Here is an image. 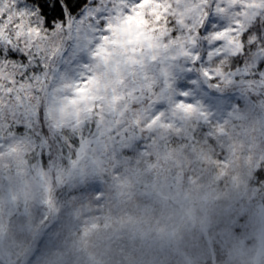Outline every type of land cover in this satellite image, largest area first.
I'll return each mask as SVG.
<instances>
[{
  "label": "snow or ice",
  "instance_id": "snow-or-ice-1",
  "mask_svg": "<svg viewBox=\"0 0 264 264\" xmlns=\"http://www.w3.org/2000/svg\"><path fill=\"white\" fill-rule=\"evenodd\" d=\"M249 91L264 92V0H0V153L39 175L144 154Z\"/></svg>",
  "mask_w": 264,
  "mask_h": 264
},
{
  "label": "rangeland",
  "instance_id": "rangeland-1",
  "mask_svg": "<svg viewBox=\"0 0 264 264\" xmlns=\"http://www.w3.org/2000/svg\"><path fill=\"white\" fill-rule=\"evenodd\" d=\"M248 117L244 98L232 100L211 124L190 119L185 134L171 133L166 140L174 180L194 157L190 178L194 190L200 193L207 183L211 185L209 208L201 207L197 194L198 208L192 211L197 221L209 217L213 230H208V237L216 264H264V192L253 187L256 171L264 166V147L256 148L264 139V124L257 116ZM252 129L255 137L249 135ZM227 149L243 158L240 165L227 168L223 159L210 167L206 180L203 167L213 158H225ZM4 151L11 155L7 148ZM119 153L109 178L96 172L70 178L53 207L50 224L42 230L38 228L47 214L42 193L36 183L18 185L17 177H11L7 191L0 190V264H9L34 234V245L22 264H205L204 233L184 214L170 210L172 202L160 203L152 194L131 197L132 188L124 184L131 180L121 169L132 165L130 155ZM105 159L94 157L98 164ZM85 175H96L89 181L96 193L109 179L113 185H126V199L98 197L88 204L70 203L68 198L85 186Z\"/></svg>",
  "mask_w": 264,
  "mask_h": 264
},
{
  "label": "trees",
  "instance_id": "trees-1",
  "mask_svg": "<svg viewBox=\"0 0 264 264\" xmlns=\"http://www.w3.org/2000/svg\"><path fill=\"white\" fill-rule=\"evenodd\" d=\"M228 91L231 90L229 89ZM243 98L245 100L248 116L251 119L256 118L253 116H257L259 121L264 124V92L256 94L255 92L249 91L244 94ZM254 129L249 133V135L252 134L253 137L256 135ZM145 135L147 134L145 133ZM143 143H145V141H141V144ZM147 143L151 144L152 142L149 140ZM167 144L168 141H158L151 147L143 149L144 154L134 153L128 149L119 148L115 153H113L111 149L102 154L89 153L86 158H82L79 161L75 168L70 166L67 161L63 162L62 171L59 176L55 170L48 171L47 169L44 170L43 175H39L33 168L34 159L31 155H24L17 151H12L11 155H8L6 151H3L0 153V190L7 191L5 187L10 185L9 183L12 181L11 179L13 176L17 177L15 182H17L18 185H21L24 181L28 180L32 183H36L38 192L42 193L44 197L45 209L47 212L44 221L41 223L40 228H38V230H42L47 228L50 224L53 217V207L59 199V195L63 192L64 185L70 178L82 174L88 176V174L93 172L102 173L106 175L105 178H109L112 174L110 170L113 168L115 160H117L115 158L116 155L120 154L119 152H125L130 155L129 161L132 165L124 166L121 169L123 176L131 180V183H124L129 188H132L133 193L130 194L131 197L134 195L144 196L152 194L160 203H163L162 201L165 200L168 203L172 202V204L170 203L171 205L168 206L170 207V210L172 209L177 213L184 214L188 223L204 233L206 239L204 241L208 244V260L205 261V264H216L213 258L214 251L208 237V230H213L211 228L212 224L208 221L209 217L205 222L197 221V219L194 218L192 211V209L196 210V208H198L195 200L197 199V194H199V197L201 198H199V200H201V207L203 206L205 209L209 208L206 204L210 199L209 194L211 193V185L207 183L204 188H201L202 190H200V193H197V190H194L190 179L193 165L196 162L194 157L189 160L187 166L180 172V175H178L179 177L174 180V177L171 176L169 172L171 158L166 155L168 152V150H166ZM263 144L264 139L256 144L257 151L259 148L263 149ZM95 155L106 156L105 162L100 164L96 163V161H94ZM239 156L240 155L236 152L227 149L224 156L225 158H213L207 167H203L204 174L206 173L205 179L211 175L210 167L219 164L223 159L227 163V168L230 167L232 163L240 165L241 159L243 158H240ZM140 160L143 162L140 163ZM141 165L143 166L140 167ZM86 175L82 181L85 186L74 193L72 197L68 198L70 203L79 205L88 204L97 200L98 197L110 199V201L116 197L118 199H126V185H113L109 182V179V181L101 183L102 188L96 193V190L92 187V183L89 182L92 178L95 180V178H97L96 175L90 177V174L89 178ZM255 176L256 178H254L253 187H255L257 191L264 192V166L256 171ZM15 191L17 192V190ZM262 197L264 205V196ZM128 198H130V196ZM143 229H146V225L143 226ZM35 237H37V234L32 235L26 249L15 255L14 259L9 262V264H22L26 254L34 245L33 240ZM1 251L2 243L0 241V253H2Z\"/></svg>",
  "mask_w": 264,
  "mask_h": 264
}]
</instances>
